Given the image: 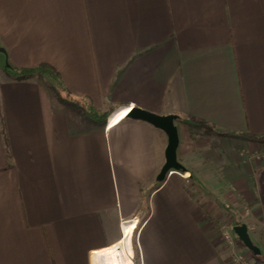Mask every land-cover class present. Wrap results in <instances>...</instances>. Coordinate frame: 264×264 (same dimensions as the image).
<instances>
[{"label":"crops","instance_id":"obj_1","mask_svg":"<svg viewBox=\"0 0 264 264\" xmlns=\"http://www.w3.org/2000/svg\"><path fill=\"white\" fill-rule=\"evenodd\" d=\"M0 47V264H92L131 220L136 264H264L213 227L222 205L252 202L264 170V155L237 152L264 150L244 136L264 137V0H0ZM4 60L48 63L63 87L15 79ZM133 107L177 115L186 172L157 180L161 129L128 116L110 125ZM223 162L233 167L218 179Z\"/></svg>","mask_w":264,"mask_h":264},{"label":"rangeland","instance_id":"obj_2","mask_svg":"<svg viewBox=\"0 0 264 264\" xmlns=\"http://www.w3.org/2000/svg\"><path fill=\"white\" fill-rule=\"evenodd\" d=\"M0 56H1V52H0ZM6 63L5 60L3 61V66L5 67ZM55 81V80H54ZM55 85L59 86V84L55 81ZM207 129H200L199 126H194L193 129L191 130L192 132V137L194 139L197 138H201L203 139V142H209V144L211 145V147H213V149H216V142L215 140L212 138H210L207 134V131H205ZM209 138L211 140H209ZM238 143V142H237ZM235 144V143H234ZM240 144H238L239 146ZM256 146V145H255ZM241 148V147H240ZM237 149L238 152V156H240L241 158L244 157L246 158V156L250 157L251 160L255 161H261V157L264 155V150L262 149H254L250 151V153L248 154L247 148H242ZM180 159H185V161H188L187 158H180ZM180 161V160H178ZM242 162V159H241ZM181 163V162H180ZM182 164V163H181ZM234 165V164H233ZM202 167H200L199 169L206 170V174H211L214 172L212 171L211 167H206L207 164L206 162L204 163V165H201ZM232 164H230L229 162H223V164H219L217 163L216 165V173L215 175L217 176L218 179H225L224 175H222V173L224 172V170L228 169L231 170ZM260 172V174H259ZM256 179H258V183L259 186H257V188H255V190L250 191L253 195H254V199L252 200L251 203L248 202H231L226 203L225 205H222L220 207V209L222 210V215L221 220L217 219L213 221V227H215V229L220 233V238L222 240V242H224L225 244H227L231 249L233 247H235V244L237 242H241L236 234L233 232L232 227L236 224H240V223H245L248 227H249V232L251 237L253 238V243L255 245L258 246V248L260 249V254L261 257H264V170L263 169H258L256 172ZM196 181V185H200L198 180ZM256 183V182H255ZM256 186V184H255ZM201 188V185H200ZM201 190L203 191V189L201 188ZM224 230H228L231 231V236L233 239V243L229 244V242L224 238V235L222 234V232ZM135 249V242L132 239V243H131ZM226 245V246H227ZM227 246V247H228ZM246 248V247H245ZM132 249V246H131ZM249 250V249H248ZM250 251V250H249ZM133 252V249H132ZM251 252V251H250ZM252 253V252H251ZM134 254V259L136 260V254L133 252ZM259 254V255H260ZM258 261H260L259 259H257ZM263 262V261H260ZM136 263V261H135Z\"/></svg>","mask_w":264,"mask_h":264},{"label":"water","instance_id":"obj_3","mask_svg":"<svg viewBox=\"0 0 264 264\" xmlns=\"http://www.w3.org/2000/svg\"><path fill=\"white\" fill-rule=\"evenodd\" d=\"M3 52V48L0 47ZM128 117L143 120L156 128L161 129L167 137V144L164 150V163L162 164L156 178L163 181L169 171L186 172V168L177 159L178 133L175 126L176 114H157L146 109L133 107L129 110ZM233 232L242 244L253 254L259 255L260 249L253 243L249 234L248 227L245 223L236 224L232 227Z\"/></svg>","mask_w":264,"mask_h":264},{"label":"trees","instance_id":"obj_4","mask_svg":"<svg viewBox=\"0 0 264 264\" xmlns=\"http://www.w3.org/2000/svg\"><path fill=\"white\" fill-rule=\"evenodd\" d=\"M5 70L8 72H13L15 74L14 78L18 80L30 78L33 77L34 75L41 76L43 74H46L52 77L59 84V87H63L59 73L53 66H51L48 63H40L34 67H25V68H17V69L7 64L5 66ZM61 100L64 103L69 104L70 106L80 110L83 114L91 117L92 119L95 120L97 119V115H98L97 111H95L90 105L84 104L79 100L72 98L69 92L65 91V96L63 97L61 96ZM244 136L246 138H249L257 142L264 141V137H257L253 134H245ZM257 258L260 261L264 262V257H261V254L257 255Z\"/></svg>","mask_w":264,"mask_h":264},{"label":"bare ground","instance_id":"obj_5","mask_svg":"<svg viewBox=\"0 0 264 264\" xmlns=\"http://www.w3.org/2000/svg\"><path fill=\"white\" fill-rule=\"evenodd\" d=\"M129 110V108H122L115 112L110 119V125L113 126L117 124L120 120L127 116ZM135 226V220L124 222L122 224L121 238L112 245L92 252V264H126V254L122 252V249H117L116 247L118 245L121 246V243H124L127 244L128 248H130L129 240Z\"/></svg>","mask_w":264,"mask_h":264},{"label":"built area","instance_id":"obj_6","mask_svg":"<svg viewBox=\"0 0 264 264\" xmlns=\"http://www.w3.org/2000/svg\"><path fill=\"white\" fill-rule=\"evenodd\" d=\"M172 172H175V171H169L167 173V175L171 174ZM222 234L224 235V238L229 242V244L233 243L231 231L224 230L222 232ZM130 240H131V237H130ZM130 240H129L130 248H128L127 244H124V243H121V246L118 245L116 248L122 249V252L126 254V264H136L135 259H134V254H133L132 249H131V241ZM129 249H130V251H129ZM234 262H235V264H245V258L242 254H235L234 255Z\"/></svg>","mask_w":264,"mask_h":264}]
</instances>
